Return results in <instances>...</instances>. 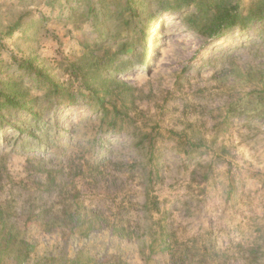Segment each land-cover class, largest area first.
<instances>
[{
  "label": "rangeland",
  "instance_id": "374dc122",
  "mask_svg": "<svg viewBox=\"0 0 264 264\" xmlns=\"http://www.w3.org/2000/svg\"><path fill=\"white\" fill-rule=\"evenodd\" d=\"M48 1L0 0L3 23L26 11L32 26L3 38L0 63L37 55L47 73L71 84L77 78L71 65L92 50L103 54L93 44L99 33L83 9L70 18L75 2ZM115 25L101 30L113 38L104 34L99 42L112 55L113 40L124 32ZM144 41L150 59L142 62L143 46L122 57L129 70L120 76L132 90L111 89L104 119L90 91L54 109L46 88L15 66L10 71L27 83L39 113H16L0 129V205L9 202L8 223L32 248L24 264H71L78 257L91 264H179L165 248L169 235L182 252L196 247L192 254L204 264H264V120L229 112L239 101L254 107L264 29L206 43L179 14H165ZM213 251L220 263L209 262ZM1 256L0 264H18Z\"/></svg>",
  "mask_w": 264,
  "mask_h": 264
},
{
  "label": "trees",
  "instance_id": "16d2710c",
  "mask_svg": "<svg viewBox=\"0 0 264 264\" xmlns=\"http://www.w3.org/2000/svg\"><path fill=\"white\" fill-rule=\"evenodd\" d=\"M20 1L27 2L28 0ZM71 2L76 4L73 7L69 6L70 18L74 17L77 10L83 9L81 15L86 18V21L91 22L93 30L99 33V42L106 37L107 39L113 38V34L101 31L107 23L113 21L116 24L115 27L119 26L120 30L123 29L122 35L113 40L117 45L116 53L112 55L109 47H103L105 46L104 43L94 42L93 44L99 47L98 50L102 51L103 54L96 55V52L92 50L87 57L82 59V64L71 65L69 68L75 72L77 78L71 84L66 85L47 73L44 62L40 61L37 55H32L17 62L15 59V65L5 64V66H1L0 63V129L6 124L8 117H12L16 113L19 115L22 111H26L35 118L39 117V113L34 111L31 101L27 98V92L25 91L27 83L23 79L16 80L10 75V71L14 66L17 71L24 72V75L28 76L33 84L41 89L46 88L47 99L51 101V97H53L54 102L57 104L54 109L62 103H75L81 96L86 95L83 92L84 89L90 91V102H94L99 107L103 115L102 119H104L105 115L108 114L105 97L111 93V89L125 87L129 91L132 90L120 76L121 73L129 70L123 65L125 61H122V57L133 54L136 46H143L142 62H148L150 59L147 56L149 50L144 45V40L149 28L161 16L179 14L184 25L190 31L203 37L206 43L221 39L234 32L247 31L255 26L264 29V0H252L247 8L242 5V0H51L46 4L55 7L58 4H71ZM29 14V12L22 11L7 23H3L0 17V48L2 47L3 38L13 36L20 31L25 33L32 28L31 23L25 20ZM104 34L105 37L103 38ZM87 59L90 60L86 61ZM37 61L39 62L38 65L36 64ZM84 69L88 71L84 72ZM89 72L93 74V82L105 88L106 91L103 96H100L99 91L94 89L87 80ZM108 73L109 77H105ZM79 78H81L80 85L75 91L73 84ZM254 79L261 88L255 97L256 101L253 109H247L246 104L239 101V103L230 105L229 112L233 111L234 114L244 115L245 117L259 116L260 119L264 120V70L257 72ZM91 109L93 108L91 107ZM261 110H263V113H259ZM41 122L43 120L40 118L39 123ZM18 130L22 131L21 128H18ZM5 204L0 205V255L8 259H14L18 264L28 263L32 248L22 238L20 231L8 223L12 207L9 202ZM48 212V210L43 211L47 215ZM63 215L65 218L73 217L72 214L64 212ZM32 217L40 218L43 215L32 214ZM68 220L63 218V222H67L64 225H68ZM57 224H60V222ZM180 247L177 239L175 240V237L169 235L168 241L165 242V248L171 251L176 263L204 264L203 261L198 259L199 257L192 254L195 251L197 252L196 247L185 249V252H182ZM221 256L218 251H213L210 253L209 262L216 261L220 263ZM61 262L63 261L58 259H47L43 264H62ZM71 264L91 263H85L78 257ZM92 264L99 263L92 262Z\"/></svg>",
  "mask_w": 264,
  "mask_h": 264
}]
</instances>
